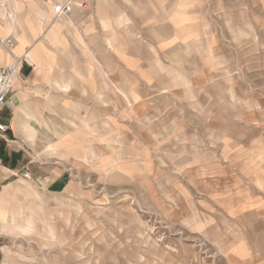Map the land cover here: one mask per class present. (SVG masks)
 <instances>
[{"label":"rangeland","instance_id":"rangeland-1","mask_svg":"<svg viewBox=\"0 0 264 264\" xmlns=\"http://www.w3.org/2000/svg\"><path fill=\"white\" fill-rule=\"evenodd\" d=\"M65 17L81 25L72 12ZM112 77L114 93L99 84L100 97L74 90L70 121L44 134L71 187L46 193L44 210L31 205L28 229L7 245L3 264H247L244 224L263 214L246 208L264 185L256 161L264 130L241 125L239 104L225 111L220 85L200 87L189 103L151 75L143 84L123 70ZM126 79L138 82L135 91L116 90ZM29 192L30 203L43 196ZM43 215L39 234L33 223Z\"/></svg>","mask_w":264,"mask_h":264},{"label":"crops","instance_id":"crops-1","mask_svg":"<svg viewBox=\"0 0 264 264\" xmlns=\"http://www.w3.org/2000/svg\"><path fill=\"white\" fill-rule=\"evenodd\" d=\"M78 1L0 0V65L23 54L30 63H21L0 105V122L8 127L0 136V264L7 245L24 237L31 205L44 210L46 193L71 187L58 157L47 153L56 148L44 134L70 121L74 90L81 97L91 87L100 97L99 84L114 93L117 70L140 75L142 84L151 75L165 92L182 89L189 103L197 102L200 87L220 85L224 104L230 102L225 111L239 104L241 125L264 130V0H120V7L112 0ZM67 2L81 25L54 12ZM73 29L82 34L70 35ZM131 82L116 90L135 91L138 82ZM251 143L260 148L263 140ZM259 154L263 163L264 150ZM29 191L43 196L30 203ZM258 192L246 208L263 212L244 224L251 232L239 258L247 264H264V185ZM42 218L33 223L39 234L46 228Z\"/></svg>","mask_w":264,"mask_h":264},{"label":"built area","instance_id":"built-area-1","mask_svg":"<svg viewBox=\"0 0 264 264\" xmlns=\"http://www.w3.org/2000/svg\"><path fill=\"white\" fill-rule=\"evenodd\" d=\"M53 10L56 14L67 15L71 11V4L69 2L63 4L58 3L53 6ZM22 62L30 64L26 54L20 57L14 56L11 63L0 65V105L7 101L12 91L13 79L19 72ZM7 129L8 127L0 122V136H4Z\"/></svg>","mask_w":264,"mask_h":264}]
</instances>
